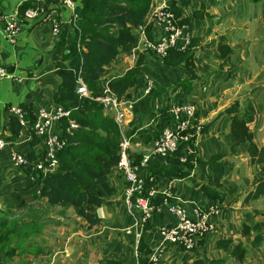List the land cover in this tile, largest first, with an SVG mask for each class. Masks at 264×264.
<instances>
[{
    "label": "crops",
    "instance_id": "crops-1",
    "mask_svg": "<svg viewBox=\"0 0 264 264\" xmlns=\"http://www.w3.org/2000/svg\"><path fill=\"white\" fill-rule=\"evenodd\" d=\"M23 1L0 0V8L19 7ZM37 1L46 5L50 14L48 20L38 21L25 28L14 42L7 41L0 32V61L4 62L12 73V77L0 79L1 128H4L9 116L8 109L12 106L30 102L35 113L40 107L55 104L54 94L60 84V77L53 64L52 54L59 37L51 34L52 21L67 20L69 13L49 5L44 0ZM161 1L164 0H152L147 15L151 38H157L162 32V24L154 17L155 9ZM165 1L170 7L174 3L180 9L179 21L185 19L182 23L188 25L193 32L192 41H197L191 46L195 52L197 77L185 85L183 83L186 81V74L183 64L172 66L162 58L129 50L121 52L112 64L100 67L99 79L106 80L114 75L115 64L126 65L123 70L115 73L121 74L135 67L137 61L139 63L138 83L135 90H130L134 93L133 96L128 98L134 101L135 105L133 110L125 115V127L132 141L131 159L136 165H140L142 157L149 153L151 141L157 133L170 124L168 107L173 102L194 105L195 117L204 124H209L205 132L191 139L192 152L184 147L167 158L152 155L145 165L140 166L139 171L145 176L147 187L164 189L170 185L172 194L182 201L190 214L197 205L201 207L212 203L225 205L221 214L214 219L215 230L195 248L189 250L166 242L160 228L171 225L175 217L164 209L153 213L150 219L144 222L140 221L139 211H135L133 216L129 215L122 199L124 181L118 171L99 187L98 193L104 200L97 209L101 223L93 228H87L71 208L48 207L44 203H37L34 199L38 193L37 182L26 175L11 159L13 151L24 155L29 151H40L41 145L39 143L31 145V137L24 133L10 141L9 146L0 151V209L15 210L19 202L24 200L34 209L43 206L41 211L43 214L39 221L36 220L34 223L36 231L25 234L27 238L24 237L25 241L21 247L17 245L20 249L12 245L13 252L9 257L3 254L4 260L1 264H68V260L64 258L81 254L82 256L89 254L87 262L83 264H90L89 257L93 256L97 260L94 264H100L105 257L116 258L120 264H135L137 261L133 254L135 246L139 250L138 257L144 255L147 247L150 249L148 258L152 253H157L161 264H209L213 260H219L217 264H264V238L260 244L253 246L254 233L242 234L243 210L249 208L250 204L244 202L243 195L256 184L261 166L249 161L245 144H235L234 137L229 132L228 116L212 119L217 111L222 112L221 110L227 107V94L234 88H229L233 76L228 75L231 72L228 67L234 68L233 56L238 57L240 61L237 65L238 70L241 62H245L248 56L246 54L243 58L244 53L237 52L240 47L233 46L229 36L232 32L228 31L227 26L236 28L254 19L258 20L260 12L257 3L247 0H189L185 3L181 0ZM199 13H202V16H198ZM220 42L227 43L233 50L231 62L226 69L220 66L221 58L217 49ZM241 42H244V39L237 43ZM232 74L237 76L236 71ZM145 75L156 85L149 97L143 95ZM206 76L207 81L203 83ZM243 109L245 118L253 130L255 142L263 145L264 110L258 96L253 94ZM216 153L224 156L225 175L221 184L216 186L219 191L228 194L222 202L213 201L204 191L207 185L214 186L211 170L206 161ZM236 155H239L242 161L247 159L244 162L248 164V172L242 173L239 183L234 180V177L240 175L239 166L235 165ZM171 167H179L187 171V174L184 177H168L160 172H154L160 168ZM233 193H239L237 197L242 196V199L234 201L237 197L234 198ZM47 219L51 221L50 226L45 222ZM136 221L139 222L135 223ZM259 225L264 231L261 222ZM126 228L130 230L129 233L125 232ZM47 235L53 238L51 242H44L42 239L39 244L32 239L33 236L36 239L42 236L47 240ZM218 239H231V243L226 248H218L216 246ZM237 243H242L247 248V263H242L231 255L230 251ZM142 244L145 246L144 249L141 248ZM31 246L35 248L28 249ZM69 247L72 248V253L68 252ZM79 248L82 252H79Z\"/></svg>",
    "mask_w": 264,
    "mask_h": 264
},
{
    "label": "trees",
    "instance_id": "trees-1",
    "mask_svg": "<svg viewBox=\"0 0 264 264\" xmlns=\"http://www.w3.org/2000/svg\"><path fill=\"white\" fill-rule=\"evenodd\" d=\"M151 1L77 0L76 13L78 19L75 22V28L73 21L69 23L66 20L56 19L60 25V34L53 47L52 60L60 77V84L54 94V101L70 111L69 118L75 122L76 127L68 133L65 130L68 122L66 119L61 121L62 136L66 139V143L57 153V167L52 172L43 175L41 172L32 169L30 163L41 160L43 151H29L27 157L30 163L21 168L38 184V193L34 197L37 203H44L48 207L71 208L87 228H93L101 223L97 209L104 200L99 195L98 190L100 185L106 182L116 171L119 158V131L112 116L105 113L98 102L84 98L76 92L77 80L81 78L93 96L98 94L100 67L112 64L121 52L129 51L135 47L136 36L134 31L138 27L145 26L149 35L146 15L150 10ZM181 1L185 3L189 0ZM247 1L259 3L262 0ZM39 5L40 2L37 0H24L18 8L23 12L28 7L35 8ZM171 10L178 18L180 9L174 3L171 5ZM262 12H264V8ZM198 16H202V13H199ZM184 20L181 19L179 22L182 23ZM196 42V40L192 41L189 47L184 50L171 48L163 58L169 65H184L186 81L183 84L185 85L197 77L194 61L195 52L191 48ZM217 49L221 58L220 66L230 63L233 54L230 46L220 42ZM139 76L140 67L137 61L135 67L110 77V89L119 99L131 98L134 93L130 90H135ZM152 92L153 90L151 95ZM19 107L25 113L24 119L31 125L35 119L32 104L23 102ZM220 115L229 117V132L233 135L235 144H245L249 161L261 166L257 174L256 184L244 196L245 203L257 200L264 195V144L258 145L255 142L253 130L246 118L239 112L237 101L225 108ZM208 126L209 124H204L202 132H205ZM6 128L10 131L7 139L14 141L22 126L16 116L9 113L8 120L4 125V129ZM30 140L31 145L39 143V139L33 134ZM180 148H184V143L180 145ZM223 158V154L216 153L206 161L211 170L214 186L207 185L204 191L210 199L218 202L224 201L228 195L216 188L221 184L225 175ZM154 172H160L168 177H184L187 174V171L179 167L160 168ZM147 184L148 182H145V186ZM159 200L160 196L156 197L154 202ZM24 206L27 207L28 205L24 200H21L17 209ZM30 208L29 212L31 213L36 210L31 206ZM5 210L8 211H5L3 215L8 214L10 209ZM34 212L37 213H33V220L22 222L24 224H26L25 222H32L28 227H25L26 235L36 231L34 223L43 214L38 210ZM4 218L0 219V264L4 260L3 254L9 257L13 252V246L10 244L11 238L20 232L19 221ZM244 218L242 234L247 235L253 232L252 245L260 244L264 237L259 223L251 225L252 214L250 212H245ZM261 225L264 226V217ZM230 243L231 239H218L216 246L226 248ZM143 247L145 246L142 244L141 248L144 249ZM149 253L150 249L146 247L144 255L138 257V264H147ZM230 253L235 259L243 263L247 248L242 243H237ZM219 262V260H213L209 264ZM100 264H120V262L116 258L105 257Z\"/></svg>",
    "mask_w": 264,
    "mask_h": 264
},
{
    "label": "built area",
    "instance_id": "built-area-1",
    "mask_svg": "<svg viewBox=\"0 0 264 264\" xmlns=\"http://www.w3.org/2000/svg\"><path fill=\"white\" fill-rule=\"evenodd\" d=\"M44 1L49 5L66 10L69 13L66 21L69 23L73 21V27H76L75 22L78 19L76 13L77 0ZM147 15L146 25L148 26ZM154 17L162 24L161 35L157 38H151L150 33L147 34L145 26L138 27L134 31L136 45L131 49L132 51L163 59L171 48L184 50L189 47L194 37L193 32L188 25L179 22L165 0L161 1L156 7ZM49 18L50 14L46 9V5L41 3L38 7H28L23 12L18 7H14L10 11L0 9V32L9 42H14L25 26ZM51 34L55 37L60 34V25L56 19L52 21ZM10 77H12V73L8 67L0 62V79ZM109 81L110 78L106 80L99 79V92L93 96L82 79L79 78L76 92L84 98H90L98 102L104 112L112 116L118 127L119 158L116 171L121 174L124 180L122 199L126 212L133 216L135 211H139L141 213L140 221L144 222L149 220L153 213H158L162 209L166 210L175 217V221L171 225L160 228L165 241L187 250L195 248L201 240L215 230L214 219L221 214L222 206L218 203H212L205 207L197 205L190 214L185 209L182 201L172 194L170 185L164 189L145 186L146 178L140 173L139 169L140 166L148 162L152 155L167 158L176 153L183 143L184 147L192 152L193 142L190 143V141L202 133L204 122L195 117L196 108L194 105L185 102H173L168 107L170 124L158 132L157 137L151 141L149 153L142 157L140 165H136L131 159V136L128 135L125 127V115L133 110L135 102L126 98L119 99L110 89ZM143 81V95L150 96L151 91L156 86L155 82L146 75ZM9 113L16 116L22 126L18 137H21L24 133H27L29 137L32 134L35 135L41 145L40 151H43V158L32 163L29 162L27 155L13 151L11 154L12 162L19 167L30 163L32 169L41 172L43 175L52 172L57 167V153L66 143V139L62 136L61 121L66 119L68 122V126L65 128L68 133L76 127L75 122L69 118L70 111L56 103L53 106L40 107L34 113L35 119L31 125L24 119L25 113L19 106L10 107ZM9 133L10 131L7 128L0 127V151L9 146L10 140L7 139ZM158 196H160V200L154 202V199ZM125 232L129 233L130 230L126 228ZM133 254L137 260L135 264H138L139 251L137 246L134 247ZM147 264H161L159 254L152 253Z\"/></svg>",
    "mask_w": 264,
    "mask_h": 264
},
{
    "label": "rangeland",
    "instance_id": "rangeland-1",
    "mask_svg": "<svg viewBox=\"0 0 264 264\" xmlns=\"http://www.w3.org/2000/svg\"><path fill=\"white\" fill-rule=\"evenodd\" d=\"M257 7H258L259 12H260L258 20L254 19L252 22H250V23L247 22L244 26L241 25V26L236 27V28H230L229 26H227L228 31L232 32L229 36H230V40L233 42V46L240 47L239 49L237 48L238 49L237 52H242V54L244 53L243 58L246 57V54H248L247 60L245 62H241L239 70H238L237 65L239 64L240 61H239L238 57L237 58L235 57V55L233 56V58L231 57L233 59L232 65H234V68H231V66H229L230 63H225V64H223V66H221V68H225V69L227 68V66H229L228 69L231 70V72H229L230 74H228V75L233 76V79L231 78L232 81L230 82L229 88L230 87H234V88L232 90H229V92L227 94V97H226V98H228L227 107L237 101L239 104V112L244 117H245V110L243 109V106H245L248 99L250 100V98L253 94L258 96V98L261 102L262 108L264 110V12H262V9L264 8V0L257 3ZM0 9L5 10V11H10L13 8H0ZM35 23L29 24L28 26H25V28L31 27ZM25 28L23 30H25ZM240 39H244V42H241V44H238L237 42H239ZM236 44H238V45H236ZM0 62L4 63L2 61H0ZM230 62H231V59H230ZM125 66H126L125 64H115V68H114L115 73H118V71L123 70ZM235 71L237 72L236 77L232 74ZM115 73H113V74H115ZM207 78H208L207 76L205 77L204 80L202 78L203 83L207 81ZM208 83L209 82H207V84ZM188 84H189V82H188ZM230 92H231V94H229ZM223 109L221 110L222 112L224 111ZM222 112H220V110L217 111L216 114L213 115L212 119L216 120V119H219L221 116H225V115H220V113H222ZM262 131H263V129H262ZM238 156L239 155H236L234 158H236L235 165L239 166V174L240 175H237L236 177H234V180L239 183L240 182V176L242 175V173L248 172V164L244 162L247 159H243V161H242L241 157H238ZM247 192H246V194H247ZM230 194H232V193H230ZM246 194H244L243 197ZM233 195H234V198H236L237 195H239V193H233ZM240 199H242V196L237 197L234 201H238ZM243 200H244V198H243ZM28 206L27 207L24 206V207L15 209V210H9V213L5 214V215H3V213L5 211H8V210H4V211L1 210L0 211V219H2L4 217L7 220L16 219L20 223V226H19L20 232L18 233V235L16 234L15 236H13L11 238L10 244L13 246L19 245L21 247V244L25 241L24 237H26L25 232H24L25 227H28V225L32 223V222H30V223L25 222L26 224H24L22 222L28 221L30 219L33 220V218H34L33 213L34 214L37 213L34 211L38 210V212H40L43 209V206H42V208H40L41 206H39L38 209L33 210L32 211L33 213H31V212H29V210L31 209L30 206L32 207V205H28ZM221 208L224 209L225 205H223ZM246 211H249L252 214V221H251L252 226L257 224V222H259V223L262 222L263 217H264V197H263V195L260 198H258L257 200L250 201L249 208H247L246 210H243V213H244L243 214V221L245 219L244 215H245ZM37 221H39V219H37ZM70 221L72 222L73 220H70ZM45 222L47 223V226H50L51 221L49 219L45 220ZM261 232L263 233L264 231L261 230ZM58 234H59V232H58ZM46 238H47V240L42 236L38 237L37 239L35 236L32 237V239L36 240L39 244H41L42 239L44 240V242H46V241L51 242L53 239L51 237V235L50 236L47 235ZM76 247H78V244L76 245ZM31 248H35V246H31L28 249H31ZM17 249H20V248L17 246ZM79 252H82V250L80 248H79ZM88 255L89 254L82 256V254H81V256L83 258L81 256H77V255L67 256L66 258H64V257L63 258L68 260L67 261L68 264H79V263L83 264V263L87 262L86 260H88ZM96 261L97 260L95 259V256L89 257L88 262H90V264H94ZM245 262L247 263L246 257H245Z\"/></svg>",
    "mask_w": 264,
    "mask_h": 264
},
{
    "label": "water",
    "instance_id": "water-1",
    "mask_svg": "<svg viewBox=\"0 0 264 264\" xmlns=\"http://www.w3.org/2000/svg\"><path fill=\"white\" fill-rule=\"evenodd\" d=\"M68 252H69V253H72V248L69 247V248H68Z\"/></svg>",
    "mask_w": 264,
    "mask_h": 264
}]
</instances>
